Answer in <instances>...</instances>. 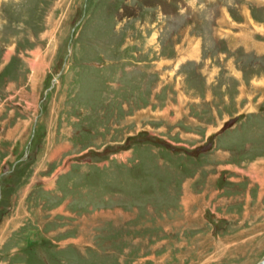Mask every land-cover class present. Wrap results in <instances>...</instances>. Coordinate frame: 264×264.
<instances>
[{
    "label": "rangeland",
    "instance_id": "obj_1",
    "mask_svg": "<svg viewBox=\"0 0 264 264\" xmlns=\"http://www.w3.org/2000/svg\"><path fill=\"white\" fill-rule=\"evenodd\" d=\"M174 1L0 0V264L263 258L264 0Z\"/></svg>",
    "mask_w": 264,
    "mask_h": 264
},
{
    "label": "water",
    "instance_id": "obj_2",
    "mask_svg": "<svg viewBox=\"0 0 264 264\" xmlns=\"http://www.w3.org/2000/svg\"><path fill=\"white\" fill-rule=\"evenodd\" d=\"M263 261H264V256H263V258L261 259V260H259L258 262H256L255 264H262L263 263Z\"/></svg>",
    "mask_w": 264,
    "mask_h": 264
},
{
    "label": "trees",
    "instance_id": "obj_3",
    "mask_svg": "<svg viewBox=\"0 0 264 264\" xmlns=\"http://www.w3.org/2000/svg\"><path fill=\"white\" fill-rule=\"evenodd\" d=\"M216 225V224H215Z\"/></svg>",
    "mask_w": 264,
    "mask_h": 264
}]
</instances>
